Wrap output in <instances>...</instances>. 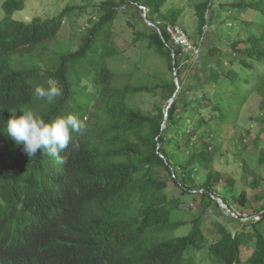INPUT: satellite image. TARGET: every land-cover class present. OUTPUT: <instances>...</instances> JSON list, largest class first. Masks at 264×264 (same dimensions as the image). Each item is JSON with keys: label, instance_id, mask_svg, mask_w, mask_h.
Masks as SVG:
<instances>
[{"label": "trees", "instance_id": "16d2710c", "mask_svg": "<svg viewBox=\"0 0 264 264\" xmlns=\"http://www.w3.org/2000/svg\"><path fill=\"white\" fill-rule=\"evenodd\" d=\"M168 1H87L25 21L15 17L25 0H0V180L5 184L0 183V264H264V191L251 198L244 188L237 191L229 176L221 184L234 191L228 197L219 189L222 174L214 167L218 152L228 155L222 146L229 142L238 151L243 144V136L227 137L225 131L235 129L251 95L264 87V0H187L183 6ZM90 6L95 10L72 46L53 47L74 9ZM121 7L125 11L119 13ZM188 7L194 32L190 25L184 30L190 39L197 36L198 49L190 63L183 61L185 48L174 45L166 31ZM123 14L125 26L133 28L129 44L139 48L129 53L114 39ZM147 56H156L173 76L158 67L137 73L139 65L150 62ZM52 83L62 89L60 97L35 96L37 86ZM140 93L161 95L165 105L145 110L133 101ZM259 108L264 114V96ZM29 110L46 121L76 115L86 130L72 132L58 157L46 152L40 167L23 144L6 135L9 117ZM212 135L222 144L213 143L217 136ZM259 161L264 163L263 149ZM14 166L33 176L36 190L8 175ZM199 169L205 171L202 182L196 181ZM162 172L185 202L192 201L190 195L200 197V210L184 235L173 232L185 224L181 214L190 209L167 197ZM259 182L253 177L250 186ZM215 197L230 212L235 209L229 200L240 204L238 216L225 213ZM20 202L28 210L25 216L3 215V208ZM209 207L217 213L214 228L221 231L215 241L204 233ZM221 219L238 229L233 233ZM102 221L131 226L114 251L89 237ZM250 243V254H242ZM131 244L132 250L120 256Z\"/></svg>", "mask_w": 264, "mask_h": 264}, {"label": "rangeland", "instance_id": "374dc122", "mask_svg": "<svg viewBox=\"0 0 264 264\" xmlns=\"http://www.w3.org/2000/svg\"><path fill=\"white\" fill-rule=\"evenodd\" d=\"M25 7L15 13V17L19 19H23L25 21H30L34 17L41 18H49L53 15H56L62 8L66 5H76L82 7L83 4L87 3V1H93L99 4L104 0H25ZM169 5H180L183 6L187 3V0H169L167 2ZM94 7L90 6L86 10L81 8H75L72 12V17L66 19L59 31L56 39L51 42V45L57 49H66L72 46V43L77 34L82 27L87 25V19L90 16L91 12L94 11ZM125 11L123 7L119 10V13ZM84 12V14H83ZM124 13V12H123ZM127 19V15L123 14L120 18H117L118 26L115 27V35L114 39L121 46L120 48L128 53L133 50H138L139 48H135L131 46L129 43L132 40L133 28L129 26H125V22ZM194 20L195 16L193 10L188 7L186 11L183 12L182 16L178 20V24H180L183 29L186 25H190V32L193 34L194 32ZM121 25V27L119 26ZM189 43L185 45L186 56H183L184 62L190 63L192 60L196 59L197 56V36L194 35L192 39L187 33ZM193 36V35H192ZM228 51V50H227ZM138 56H133V58H137ZM150 60L144 62L142 66L139 65V70L137 73L144 71H153L157 67L166 74L167 77L172 75L166 70L164 63L156 56H147ZM187 70H184V72ZM183 72V74H184ZM173 76V75H172ZM264 96V87L258 89V93H254L251 95L250 99L247 101L239 122L235 129L230 128L225 131V135L230 137L233 133L237 135L243 136V144L238 146V151H236L231 143H226L223 147V151L228 155L223 156L221 152H218L215 157L214 167L221 171V183L218 185L221 192H224L225 195L230 197V194H234L233 192H227L221 186L225 177H233L236 180L235 189L239 191L241 188H244L248 196L252 198V196L258 191H264V163H260L259 161V150H264V119L261 117L264 116L263 111L260 110L259 104ZM134 102L138 103L140 107L143 109H150L155 111V104L159 106L165 105V99L161 96H154L151 94L140 93L134 95ZM217 135L210 136L211 139ZM218 137V138H217ZM216 137V141L213 142L217 145H221L222 138L220 136ZM238 140V139H237ZM235 140V141H237ZM255 140V141H253ZM239 143V142H238ZM162 178H164L167 182L166 187L163 189L164 193L167 194L169 199H172L175 204H179L183 208H189L190 211H186L181 214V218H183L185 224L179 226L174 230L175 235H184L186 234L192 225L191 217L193 213H197L200 210V206L197 203L200 201V197L198 195H190L191 202H185L181 195L180 189L174 184V182L168 177L166 172H162ZM253 177H256L260 182L257 187H251L250 181ZM205 178L204 169H199L196 174V181L202 182ZM227 187V186H226ZM33 191V190H29ZM236 191V192H237ZM233 209H235V213H239L241 211L240 204L232 203ZM257 201H253V205H257ZM192 206V207H190ZM224 207V206H223ZM226 209V207H225ZM205 222H204V233L208 238V241H215L218 237L221 236V231L214 228L215 219L217 218V213L208 208V211L205 213ZM243 216H246L243 214ZM229 220V219H228ZM221 225L226 226L227 228L232 229L234 233L238 228L232 222V220H220ZM250 248H244L242 254H250L252 251V244L250 243Z\"/></svg>", "mask_w": 264, "mask_h": 264}, {"label": "clouds", "instance_id": "9594fccd", "mask_svg": "<svg viewBox=\"0 0 264 264\" xmlns=\"http://www.w3.org/2000/svg\"><path fill=\"white\" fill-rule=\"evenodd\" d=\"M142 9H144V7H142ZM61 95L62 89L55 83L49 84L48 87L37 86L35 88V96L38 99L43 98L51 101ZM166 113L167 111L165 114ZM85 130V122L73 114L58 116L50 121H46L43 117L29 110L22 112V115L19 116L13 114L6 122V135L17 145L23 144L26 154L29 157L34 156L33 162H38L40 167L41 162H45L43 157H48L47 153L51 156L58 157L59 154L68 147L72 132L83 134ZM8 175H13V177L17 178L19 181L24 180L25 187L29 189H37L33 176H29V173L24 169L19 168V166L10 168L8 170ZM37 175L40 185L44 187V177L40 174ZM0 183L5 185L1 180ZM215 198L217 200L218 197ZM218 199L220 200V198ZM217 202L219 203V201ZM220 202L223 203L221 200ZM223 206H220V208L225 213L238 216L237 213L230 212L225 204ZM2 213L6 218L19 219L20 217L25 216L28 213V210L24 204L20 202L17 203L16 206L3 208ZM94 232L95 234H89V237L96 245L103 250L114 251L120 247L125 235H130L131 226L127 223L121 224L102 221L95 227ZM131 250L132 244L129 245L125 251L120 252V256L128 254L127 252H130Z\"/></svg>", "mask_w": 264, "mask_h": 264}, {"label": "built area", "instance_id": "2783aa9c", "mask_svg": "<svg viewBox=\"0 0 264 264\" xmlns=\"http://www.w3.org/2000/svg\"><path fill=\"white\" fill-rule=\"evenodd\" d=\"M166 31L175 45L185 48V45L189 43L187 33L181 25L168 23L166 24Z\"/></svg>", "mask_w": 264, "mask_h": 264}, {"label": "water", "instance_id": "95a60500", "mask_svg": "<svg viewBox=\"0 0 264 264\" xmlns=\"http://www.w3.org/2000/svg\"><path fill=\"white\" fill-rule=\"evenodd\" d=\"M143 16H144V19H145V21L148 23V24H152L148 19H147V17H146V12H144L143 13ZM157 30L160 32V28L159 27H157ZM172 56L174 57V53L172 52ZM174 80H175V83L177 84V88L179 87V82H178V76H177V74H176V70H174ZM172 100H173V97L169 100L170 102H169V104H168V107L170 106V103L172 102ZM217 201H219V203H220V206H223L224 204L223 203H221L220 202V200L217 198Z\"/></svg>", "mask_w": 264, "mask_h": 264}]
</instances>
